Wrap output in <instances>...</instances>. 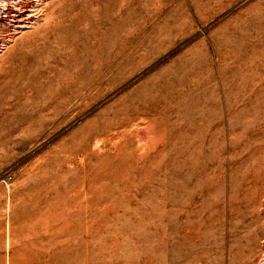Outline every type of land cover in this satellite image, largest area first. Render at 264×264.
<instances>
[{"label":"rangeland","instance_id":"374dc122","mask_svg":"<svg viewBox=\"0 0 264 264\" xmlns=\"http://www.w3.org/2000/svg\"><path fill=\"white\" fill-rule=\"evenodd\" d=\"M0 13V264H264V0Z\"/></svg>","mask_w":264,"mask_h":264},{"label":"bare ground","instance_id":"6f19581e","mask_svg":"<svg viewBox=\"0 0 264 264\" xmlns=\"http://www.w3.org/2000/svg\"><path fill=\"white\" fill-rule=\"evenodd\" d=\"M4 12V11H3ZM9 16V15H8ZM14 16V15H13ZM0 20L3 21L4 20V17L3 15L0 13ZM17 20V19H16Z\"/></svg>","mask_w":264,"mask_h":264}]
</instances>
